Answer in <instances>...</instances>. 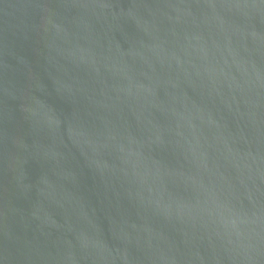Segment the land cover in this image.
Returning a JSON list of instances; mask_svg holds the SVG:
<instances>
[{"label": "water", "instance_id": "1", "mask_svg": "<svg viewBox=\"0 0 264 264\" xmlns=\"http://www.w3.org/2000/svg\"><path fill=\"white\" fill-rule=\"evenodd\" d=\"M0 264H264V0H0Z\"/></svg>", "mask_w": 264, "mask_h": 264}]
</instances>
